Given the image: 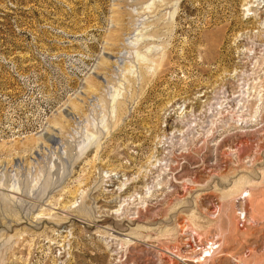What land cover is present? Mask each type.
<instances>
[{
    "label": "rangeland",
    "instance_id": "rangeland-1",
    "mask_svg": "<svg viewBox=\"0 0 264 264\" xmlns=\"http://www.w3.org/2000/svg\"><path fill=\"white\" fill-rule=\"evenodd\" d=\"M0 264H264V0H0Z\"/></svg>",
    "mask_w": 264,
    "mask_h": 264
},
{
    "label": "built area",
    "instance_id": "built-area-1",
    "mask_svg": "<svg viewBox=\"0 0 264 264\" xmlns=\"http://www.w3.org/2000/svg\"><path fill=\"white\" fill-rule=\"evenodd\" d=\"M243 221H244V216L243 215H241V218L239 219V226H243L242 225V223H243ZM217 248V243L215 242V241H209L206 245H205V247H204V252H205V256L207 255H209L213 250H215ZM206 256V257H207Z\"/></svg>",
    "mask_w": 264,
    "mask_h": 264
},
{
    "label": "bare ground",
    "instance_id": "bare-ground-1",
    "mask_svg": "<svg viewBox=\"0 0 264 264\" xmlns=\"http://www.w3.org/2000/svg\"><path fill=\"white\" fill-rule=\"evenodd\" d=\"M161 63V62H160ZM158 65V64H157ZM193 247V246H192ZM218 248V247H217ZM217 248L215 249V250H213L207 257H205V255H204V258H203V260L204 261H208L209 259H211L213 256H214V253H215V251L217 250ZM193 251H197L196 253H195V258L194 259H197V260H199V258H200V256H201V253H198L199 252V250H193ZM206 252V251H205ZM203 253H204V250H203Z\"/></svg>",
    "mask_w": 264,
    "mask_h": 264
}]
</instances>
